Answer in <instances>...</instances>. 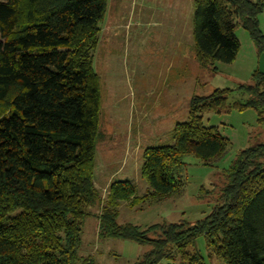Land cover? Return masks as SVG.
Segmentation results:
<instances>
[{
  "label": "trees",
  "instance_id": "trees-1",
  "mask_svg": "<svg viewBox=\"0 0 264 264\" xmlns=\"http://www.w3.org/2000/svg\"><path fill=\"white\" fill-rule=\"evenodd\" d=\"M106 7L107 0H0V264H93L77 254L91 217L99 239L149 248L133 264H204L193 250L199 237L224 264H264V143L240 151L222 171L218 203L196 223H117L122 203L134 209L180 198L185 157L212 166L227 154L229 141L204 125V114L252 109L264 125L257 70L249 84L191 97L188 121L174 126L175 143L143 151L144 193L128 181L112 182L104 198L95 188L101 85L93 53ZM193 7L200 68L234 61L237 26L257 58L264 52L257 20L264 0H193ZM233 92L246 101L227 106Z\"/></svg>",
  "mask_w": 264,
  "mask_h": 264
},
{
  "label": "rangeland",
  "instance_id": "rangeland-1",
  "mask_svg": "<svg viewBox=\"0 0 264 264\" xmlns=\"http://www.w3.org/2000/svg\"><path fill=\"white\" fill-rule=\"evenodd\" d=\"M107 0L100 24L93 70L100 78V114L95 150L94 185L102 198L108 180L128 181L136 194L146 189L140 177L142 154L148 147L172 146L176 124L188 121V103L193 96H208L214 90H234L249 84L258 68L256 49L247 32L237 26L239 50L231 64L215 63L204 70L194 60L192 45L193 5L187 0ZM264 35V14L257 18ZM246 95L233 92L227 106L244 103ZM206 127L217 128L230 143L227 154L212 166L193 156L184 158L180 198L163 204L130 209L122 203L118 224L146 227L166 222L194 224L218 203L224 186L222 171L236 155L264 143V125L254 110H227L203 115ZM98 212L97 207L90 210ZM95 217L85 220L77 254L93 264H133L149 248L118 239H99ZM193 250L204 264H224L211 255L203 237ZM164 264V262H163Z\"/></svg>",
  "mask_w": 264,
  "mask_h": 264
},
{
  "label": "water",
  "instance_id": "water-1",
  "mask_svg": "<svg viewBox=\"0 0 264 264\" xmlns=\"http://www.w3.org/2000/svg\"><path fill=\"white\" fill-rule=\"evenodd\" d=\"M257 71L260 75L264 76V52L258 57V68Z\"/></svg>",
  "mask_w": 264,
  "mask_h": 264
},
{
  "label": "crops",
  "instance_id": "crops-1",
  "mask_svg": "<svg viewBox=\"0 0 264 264\" xmlns=\"http://www.w3.org/2000/svg\"><path fill=\"white\" fill-rule=\"evenodd\" d=\"M156 1H158V0H156ZM155 1V2H156ZM161 2L163 1V0H160ZM187 2H188V4L190 5H193V0H187ZM110 180H108V186L111 184L110 182H109ZM108 188V187H107Z\"/></svg>",
  "mask_w": 264,
  "mask_h": 264
}]
</instances>
